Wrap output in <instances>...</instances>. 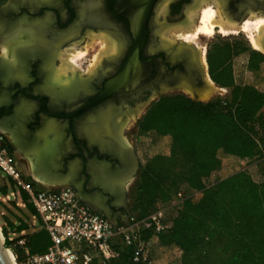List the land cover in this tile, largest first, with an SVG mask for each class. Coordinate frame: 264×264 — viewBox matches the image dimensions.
Wrapping results in <instances>:
<instances>
[{
	"label": "flooded vegetation",
	"instance_id": "obj_1",
	"mask_svg": "<svg viewBox=\"0 0 264 264\" xmlns=\"http://www.w3.org/2000/svg\"><path fill=\"white\" fill-rule=\"evenodd\" d=\"M214 1L202 0L195 7L198 15L207 3L215 7ZM222 1L223 10L233 25H240L246 18L264 16V0ZM47 2L49 5L39 6L38 2L15 1L12 9L0 18V129L9 144L10 137L19 147L33 153V158L44 137L51 143L57 142L59 149L64 150L62 156L52 158L53 165H57L54 172L64 174L70 166L73 177L68 181L73 189L82 186L85 191L95 190L89 188L88 169L98 177L103 171L134 186L139 160L135 143H125L119 132L124 118L127 117L126 122H132L137 128L138 120L158 97L182 93L196 99L198 91L204 88L208 70L205 71L200 62L197 46L181 38L168 42L159 36L160 30L166 26L185 29V11L195 0ZM131 12L149 16L140 50L143 65L138 66L142 76L98 99L105 91L106 83L121 71L125 54L135 42L127 17ZM157 12L164 13L160 17L163 22L156 21ZM21 31L26 34L24 39L8 41ZM102 37H106L108 43L116 44V52L112 53L111 46H108L96 68L84 70L85 63L89 66L93 63V52L100 49ZM261 39L264 49V37ZM89 41L92 43L83 55L86 58L74 64L81 70V76H77L75 70L73 84L69 87L61 85L59 77L53 79L54 68L59 66L57 51L73 49L72 46L82 50ZM162 41L165 42L163 46ZM6 43L12 45L9 56L3 51ZM189 53L196 54L190 57ZM140 108L143 113L138 115ZM15 154L18 161L28 165L31 174L29 161ZM125 184L123 188H126ZM128 188L117 195H109L106 200L110 206L106 217L113 223L126 222L131 213ZM115 202L121 211L119 217L116 208L111 206Z\"/></svg>",
	"mask_w": 264,
	"mask_h": 264
},
{
	"label": "trees",
	"instance_id": "obj_2",
	"mask_svg": "<svg viewBox=\"0 0 264 264\" xmlns=\"http://www.w3.org/2000/svg\"><path fill=\"white\" fill-rule=\"evenodd\" d=\"M206 62L210 79L228 89L229 96L201 101L170 93L150 103L137 122L139 171L131 214L147 215L156 202L169 200L184 186V193L198 192L199 198L184 195L169 228L157 234L159 244L178 247L184 258L205 259L219 239L222 264H264V180L257 181L240 169L211 185L204 184L217 169L219 151L264 161V90L255 84L264 77V54L240 38L214 39L208 44ZM180 160L187 165L182 185L169 176ZM21 196L27 210L37 216L24 191ZM26 228L20 223L14 229ZM2 230L4 246L9 247L7 230L4 226ZM151 235L143 231L141 237ZM23 237L32 253L49 245L43 227ZM21 250L14 247L18 260ZM114 251L117 264H135L129 259L130 247L117 243Z\"/></svg>",
	"mask_w": 264,
	"mask_h": 264
},
{
	"label": "built area",
	"instance_id": "obj_3",
	"mask_svg": "<svg viewBox=\"0 0 264 264\" xmlns=\"http://www.w3.org/2000/svg\"><path fill=\"white\" fill-rule=\"evenodd\" d=\"M215 172L204 179L205 185L216 181ZM0 173L10 177L14 183L7 194H0V201L23 202L25 205L21 196V191H24L40 219L37 227H43L49 237V245L44 251L32 253L25 246L24 237L17 239L13 233H9L12 236H8L11 244L7 250L12 253L14 264H117L119 259L114 251L117 243L130 247L129 259L132 263L151 264L149 250L152 240L158 242L157 234L169 228L185 195L181 188L169 200L156 202L147 215L136 217L130 213L125 223H113L82 201L69 186L36 188L28 179V165L18 163L2 131ZM33 216L35 225L38 218ZM143 231L151 232L152 235L144 239L141 237ZM15 246L22 248V258L19 260L13 253ZM173 247L181 255V250Z\"/></svg>",
	"mask_w": 264,
	"mask_h": 264
},
{
	"label": "rangeland",
	"instance_id": "obj_4",
	"mask_svg": "<svg viewBox=\"0 0 264 264\" xmlns=\"http://www.w3.org/2000/svg\"><path fill=\"white\" fill-rule=\"evenodd\" d=\"M208 4L211 5L210 3H208ZM211 7H214V6L211 5ZM189 11H190V7H188V9L185 11L184 20L187 19L188 14L190 13ZM162 16H164V13L157 12L155 15L156 21H158L159 23L163 22L164 19L160 20V17H162ZM194 16H196V17H195V20L193 23L196 24L197 21H199L198 19L196 20V18H198V17L200 18L201 11L199 12V15H198V11H196L194 13ZM191 25H192V23H189L187 25L184 24V26L186 27L185 29L184 28H178V27L168 28L166 26L162 30H160L159 36L161 37V39H165V40H168L170 42H176L177 39L181 38L182 40L189 42L191 45H194V46L196 45L198 50H199L198 54H200V52H201L200 49H203L204 50V57H205V52L207 50L208 44L214 39L240 38V39L244 40L245 42H247V44L252 49H255L250 44L247 32L241 31V32H237V33H228V34L224 35L222 33L217 32V30H218L217 27H216V31L212 34H203L202 33V34H199L195 38L194 37H190L189 39H186L185 37L183 38V36H182L183 31L188 30L191 27ZM252 31L257 32L253 26H252ZM101 41H102V43H101V47L99 49L100 51L103 49V46L106 47L105 40L102 39ZM90 43H92V41H89L88 45H90ZM88 45L86 43L85 47L82 50H78V48H75V46H72L73 49L69 48L70 49L69 51H71V52L69 53V51H68L67 52L68 54L66 53V57H65L66 62L65 63L67 65L71 62L70 63L71 66H73V68L78 72L76 74L77 76H81L80 73H82V72H81V70H78L74 66V64H76V63L79 64L80 60H82L83 58H86L85 56H83L84 53H82V52L86 51L85 49H86V46L88 47ZM78 51H82V52L76 53ZM98 51L93 52L94 53L93 59L96 57V55H99ZM263 51H264V49H263ZM263 51L259 50V52H263ZM62 53H63V51L61 52L59 50L57 52L56 58L59 59V66L63 63V59L61 58ZM76 54H78V55H76ZM205 61H206V59H205ZM200 62H201V60H200ZM94 64H95V62L93 60V63H90V66L88 65V63H85V65L82 66V68L84 70L88 69L90 71L93 68H96L97 64H95V65ZM54 66H55V64H54ZM93 66H95V67H93ZM202 66L206 71V67H207L206 63H205V65L203 64ZM56 68H54V69H56ZM55 78H58V77L55 76ZM206 78H207V76H206ZM206 78H205L206 82L203 85L204 88H202V89H200V91H198L199 96H197V98H196L197 100L207 101V100H210L211 98L216 97V96H220L223 98L229 96V90L228 89H226V88L218 89V88H216V86L210 84ZM248 80H250V79H248ZM263 80H264V77L262 75L255 80V84L258 88H262L264 90ZM210 85H212V86H211V89L208 91ZM142 113H143V108H140L138 115H141ZM124 119L125 120L120 125L119 132L121 133L122 138L125 141V143H127L128 145H131L132 143L133 144L136 143L137 128L132 124V122H126L127 117H125ZM122 129H123V131H122ZM53 152H54L53 143L46 141V140H41V143L38 144L37 155H38L39 164L42 165V168H44V172L46 174H50V172H52V170H53V168H52L53 167V164H52ZM240 169H246L248 171V173L257 181H263L264 180V161L263 160H261L260 158H256V159L249 160V161L245 160V159H239L235 156L226 154L223 151H219L217 153V169H216V172L214 175V180L226 177V176L230 175L231 173H233L237 170H240ZM186 170H187L186 163L184 161L180 160L177 162L175 168L170 172L169 176L171 178H173V180L178 182L179 185H182L183 181H184L185 174H186ZM28 179L36 188H39L36 181L32 180V178H30V177ZM124 184H125V182H124ZM125 185H126V188L129 187L128 191H129V198H130V203H131L132 198H133V185H131L128 182H126ZM183 187L184 186H181V188H183ZM187 195L191 196L193 200H197L199 198V194L195 193V192H189V193H187ZM8 202H10L11 204L12 203L16 204L15 201H8ZM16 205H15V209L17 207ZM26 209L27 208L25 206V210ZM16 210L18 213H20L22 215L23 219L26 221L25 224L28 226L27 230H31V229L37 227L38 223H40V221H35V225H33L32 221L34 219L30 215L31 213H26V214H28V215H26L25 213H23V211H21L19 209V207H17ZM2 221L3 220H2L1 215H0V232L2 234V237L4 238L3 240H5V235L3 234L2 227L4 226L6 228L7 236L10 235L9 230H11V228L6 227L7 225H3ZM10 236H12V235H10ZM16 238H18V237H16ZM156 247H158V249H160L159 246L156 245ZM221 247H222V243L219 239H217L214 243V248L211 250L209 256L205 259H200L199 257L196 258L195 256H193L191 258H188V257L184 258L182 255L177 253V251L175 250L174 247L163 248V249H160V251L158 253V255L161 258H159L158 260H154L153 258L150 257L151 261H152L151 264H222L223 250ZM6 248H9V247H6ZM13 253H14V250H13Z\"/></svg>",
	"mask_w": 264,
	"mask_h": 264
},
{
	"label": "water",
	"instance_id": "obj_5",
	"mask_svg": "<svg viewBox=\"0 0 264 264\" xmlns=\"http://www.w3.org/2000/svg\"><path fill=\"white\" fill-rule=\"evenodd\" d=\"M15 1H19V0H7L5 3L0 5V18L9 9H12ZM38 1H39L38 2L39 6L49 5L47 1H43V0H38ZM127 17L129 18L131 23V32L133 34L135 42L132 45V47L128 50L127 54H125L124 63L121 71L116 75V77L112 78L106 83V89L105 91L101 92V94L98 96V99H101L102 97L106 96L107 94H109L110 92L116 89L124 88L126 85H128V83H130V81L136 79L137 77L139 78L142 76L140 72V68L138 70L137 67L138 66L141 67L143 65V61L140 57V50L143 45L146 34V27H145L146 19L149 16L145 17L131 12L130 14H127ZM34 19H32L33 22L36 20ZM206 66H207L206 69L208 70L207 62H206ZM135 69H137V73L134 72ZM132 74L133 75L135 74L133 76L134 78L132 77ZM206 76L209 77L208 72H206L205 77ZM204 82H206V80H204ZM216 87H218V89H223L222 87H219L217 85ZM59 147L60 146L58 145L57 142H53L54 152L52 158L55 156H62L64 149L61 150L59 149ZM52 168H53L52 170L53 172L56 171L57 165H53ZM53 172L52 173L50 172V174H46L44 172V177L56 181H60V180L65 181L73 177V170L70 168V166L68 167L67 172L64 174L62 173L60 174L57 172L53 173ZM88 174L90 175L91 178L89 183V188H95V190L85 191L82 186L80 187L76 186L74 190L76 191L77 196L82 201L93 207L96 211L102 213L105 216L109 215L108 207L110 206L108 203H106V200L109 195H117L120 192L121 193L124 192L123 187L125 181L124 180L123 182L119 181L117 180V176L109 175V174L107 175L106 173H103V171H100L99 173L100 177L93 175L91 170L89 169H88ZM117 205L118 203L116 202L111 203V206L113 207ZM0 264H12L7 256V248L4 246L3 238H1L0 240Z\"/></svg>",
	"mask_w": 264,
	"mask_h": 264
},
{
	"label": "bare ground",
	"instance_id": "obj_6",
	"mask_svg": "<svg viewBox=\"0 0 264 264\" xmlns=\"http://www.w3.org/2000/svg\"><path fill=\"white\" fill-rule=\"evenodd\" d=\"M21 3H27V2H39L38 0H19ZM43 1H47V0H43ZM201 0H195V3L193 4L192 7H190V13L188 14V17L187 19L185 20V24H189V23H192L191 27L186 30V31H183L182 33V36L183 38L185 37L186 39H189L190 37H197L199 34H212L216 31V27L218 28L217 32L219 33H222V34H228V33H237V32H247L248 33V37H249V41H250V44L253 48L257 49V50H260V51H263V46H262V37H264V16H256L255 18H246L240 25H233L227 18V14L225 13V11L223 10V4H222V0H215V7H211V5H209L208 3L205 4L202 8H201V16L200 18L198 17L197 19L199 21H197L196 24H194V20H195V17L194 16V13H195V7L200 4ZM160 8L163 7V5H159ZM159 10V9H158ZM225 17V18H224ZM7 25V24H6ZM8 26V25H7ZM16 26V25H15ZM252 26L254 27V29L257 31V32H253L252 31ZM14 27V26H13ZM12 27V28H13ZM33 28V26H31ZM20 29V28H19ZM23 29V28H21ZM34 29V28H33ZM32 29V30H33ZM11 30V29H10ZM24 30V29H23ZM28 31V29H26ZM35 30L37 32V29L35 27ZM16 31V30H15ZM14 31V32H15ZM31 34V31L30 33ZM64 34V33H63ZM177 34V33H176ZM12 35V34H11ZM180 35V34H179ZM13 36V35H12ZM10 36V37H12ZM30 36V35H29ZM28 36V37H29ZM92 36V35H91ZM26 37V34L24 31H21L19 32L17 35H15L13 38H11L10 40H8L9 42L13 41V39L15 40H20V39H24ZM101 37V36H100ZM92 37H90L91 39ZM94 38V37H93ZM7 39V38H6ZM103 40H105V44H106V47L103 46V49L98 53L99 55H96V57L93 59L95 64H98L101 56L104 54V51L109 47L108 46H111V52L112 53H115L116 50H117V47H116V44L114 43H108V40L106 37H102ZM7 41V42H8ZM169 42V41H168ZM165 42L162 41V46L164 45ZM111 44V45H110ZM167 44V42H166ZM88 45V43H87ZM169 44H167L168 46ZM90 46V45H88ZM10 47H12L11 43H6L5 45H3V51H7L8 53H6L8 56L11 54V52H9V49ZM71 49V48H70ZM68 48H65L63 50V53L61 54V58L63 59V63L57 67L56 69H54L53 71V75H52V78L55 79V76L59 77L61 82L60 84L63 85V86H71L73 83H72V79H73V73L75 71V69L73 68V66H71V62L69 64L66 65V61H65V57H66V53L70 50ZM86 49H87V46H86ZM85 49V50H86ZM84 51V50H83ZM193 51V50H192ZM200 55L199 57L201 58V63L202 65L206 63L205 61V57H204V50L203 49H200ZM58 52V51H57ZM71 51H69L70 53ZM82 51H78L76 53H80ZM189 51H187V54H188ZM50 53V52H49ZM55 53V52H54ZM82 53H85V52H82ZM5 54V55H6ZM68 54V53H67ZM190 54V53H189ZM196 54V53H194ZM194 54H190V57H194ZM59 55V54H58ZM74 55V54H73ZM78 55V54H76ZM192 55V56H191ZM189 56V55H188ZM195 59V58H194ZM68 63V62H67ZM94 64V65H95ZM94 67V66H93ZM138 69V67H137ZM137 69H135V73H137ZM22 70V69H21ZM18 72V71H17ZM76 74V73H75ZM135 75V74H134ZM132 74V77L134 76ZM14 76V75H13ZM76 76V75H75ZM206 78V77H205ZM207 81L216 86V84L211 80L209 79V77L207 76ZM77 81V79H76ZM82 81V80H80ZM53 82H55V80H53ZM209 86V89L208 91L211 89V86ZM218 88V87H216ZM189 91V90H188ZM200 91V90H199ZM199 93V92H198ZM89 126V125H88ZM89 129V128H87ZM91 130V129H90ZM95 130H99L98 129H95ZM94 132V131H93ZM89 133V132H88ZM95 133V132H94ZM98 133V131H97ZM32 166H33V163H32ZM40 178V177H38ZM21 204V203H20ZM2 238V234L0 232V240ZM7 256L10 260V262L12 264H14V260H13V255L12 253L7 250Z\"/></svg>",
	"mask_w": 264,
	"mask_h": 264
},
{
	"label": "crops",
	"instance_id": "obj_7",
	"mask_svg": "<svg viewBox=\"0 0 264 264\" xmlns=\"http://www.w3.org/2000/svg\"><path fill=\"white\" fill-rule=\"evenodd\" d=\"M0 131L3 132L2 129H0ZM44 139L48 140L46 137H44L42 140H44ZM9 140H10V147L14 151V153H17L20 156V159L22 157V158L27 159L29 161L30 169H31L30 178H32V180L37 182V185L39 186V188L49 189V188H54V187H59V186H69L68 180L56 181L53 179L45 178L44 177V169L42 168V165L39 164L38 155H36V157L33 158V153L30 154L26 151V149H22L21 147H19L18 144L14 140H12L10 137H9ZM50 142H52V141H50ZM40 143H41V141L39 142V144ZM18 163L22 164V162H20V161H18ZM32 163H33V166H32ZM38 177H40V178H38ZM13 186H14V183H13L12 179L10 177L5 176V175L0 173V194H3V195L7 194L13 188ZM126 189L127 188H124V190H126ZM21 203L22 204L18 203L16 205L13 203L11 204L10 202H7V201H0V215H1V218L3 220L2 223H3V225H7L8 221L13 223V225L8 224L6 227L11 228V230H9V233H11V234L13 233L14 237H23L24 235L35 232L41 228V227H35L31 230H27V228H26V229H22L20 232L15 231V229H14L15 226L19 225L20 223H24V224L26 223V221L23 219L22 215L17 212V210H16L17 207H19V209L21 211H23V213H25V214L30 213L27 209L25 210V205L23 204V202H21ZM15 205L17 206L16 209H15ZM115 208H116V211L118 214L117 217H119L121 215V211L118 210L119 209L118 205L115 206ZM26 215H28V214H26ZM30 215L32 217H34L33 214H30ZM32 223H33V221H32ZM114 223H116V222H114ZM121 223H125V222L123 221ZM24 240H25V238H24ZM152 245H151V248L149 250V254H150V257L153 258L154 260H158L159 258H161L158 255L160 249L173 247V246L161 245L156 240H152ZM156 245L159 246L160 249H158V247H156Z\"/></svg>",
	"mask_w": 264,
	"mask_h": 264
}]
</instances>
